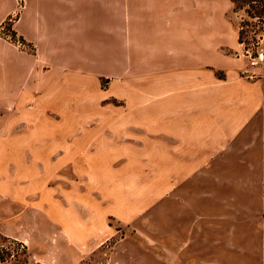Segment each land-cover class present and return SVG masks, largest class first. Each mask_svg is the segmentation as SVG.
<instances>
[{
  "label": "crops",
  "instance_id": "crops-1",
  "mask_svg": "<svg viewBox=\"0 0 264 264\" xmlns=\"http://www.w3.org/2000/svg\"><path fill=\"white\" fill-rule=\"evenodd\" d=\"M198 2L0 0V25L18 11L12 28L34 48L0 35L4 236L28 246L33 233L36 242L49 237L51 262L65 255L76 263L90 215L84 203L76 207L75 188L161 192V258L152 264H201V249L198 262L190 249L206 218L233 217L230 236L240 224L249 232L251 215L264 208V83L238 52L228 8L218 25ZM48 114L55 118H41ZM90 128L98 130L85 136ZM91 159L131 161V175L143 178L123 185L121 165L91 168ZM110 209L100 210L101 224L107 214L139 222ZM36 214V227L20 221ZM112 252L120 264H149V246L131 236Z\"/></svg>",
  "mask_w": 264,
  "mask_h": 264
},
{
  "label": "rangeland",
  "instance_id": "rangeland-1",
  "mask_svg": "<svg viewBox=\"0 0 264 264\" xmlns=\"http://www.w3.org/2000/svg\"><path fill=\"white\" fill-rule=\"evenodd\" d=\"M198 8H201L208 17H211L215 24H225L221 13L228 8V15L238 29L243 25L242 38L244 42L240 43L238 52L245 55L250 61L251 70L249 74L259 75L264 83V30L261 31L258 27L246 24V21L253 24L257 22L256 17L247 15L243 10L236 9L230 0H199ZM212 14V15H211ZM211 15V16H210ZM210 22L209 18H203V22ZM260 36H262L260 38ZM41 118H55V115H43ZM60 131L63 129H59ZM97 128H90V132L85 136L93 135ZM121 165V183L129 184L137 183V179L141 176L131 175V169L128 164L131 161H108L91 159L88 161L92 167L106 166L113 169L114 163ZM78 165L77 167H80ZM137 170V169H136ZM140 171V170H139ZM46 174V173H45ZM147 179V177H145ZM43 180V179H41ZM91 184L97 183V175L91 170L89 173ZM149 180V179H148ZM112 182V181H111ZM140 183V181H138ZM39 184V181H38ZM124 186H122L123 188ZM64 194V193H63ZM251 195H253L251 193ZM74 200L78 204V210L81 211L80 205L84 203L87 208L83 211L84 215L89 212V239L88 243L79 250L81 257L74 264H120L119 257H114L112 252L113 244L121 236L134 237L144 245L149 246V264H152L155 259L161 258V239L164 232L163 223V208L161 206V192L144 191L143 189L136 191H128L125 189L116 188L113 190H91L89 192L82 191L80 188H75L73 192ZM1 199V198H0ZM252 199V197H251ZM137 205L135 208L134 206ZM119 207L118 212L121 215H138L139 222L136 225H131L129 221H119L114 214H107V219L104 224L99 222V212L103 209L105 212L111 211L110 207ZM132 207V208H131ZM203 213L209 211L208 207H203ZM254 209L250 213H254ZM216 211H221L218 208ZM141 216V218H140ZM148 221H146V218ZM136 219V218H135ZM232 218H220L210 221L209 218L203 219L201 228V237H196L195 245L191 244L190 251H196V262L199 260L198 250L201 249V264H261L264 262V245L260 250V236L264 235V208L260 213L251 215V223L248 227L249 232L242 233L239 229H243L240 224L236 229L237 233L225 234V230L231 226ZM22 223L36 225L42 224L41 215L36 214L35 218L25 217L20 220ZM2 226V225H1ZM73 228L78 235H81V230L76 223ZM76 234V235H77ZM186 234V231H185ZM74 235V242H79L81 236ZM33 244L28 246L26 240H16L4 236L0 232V264H51L50 258V238L46 237L41 241L36 242L38 236L34 235ZM36 237V238H35ZM49 238V239H48ZM149 238V239H148ZM246 244L247 253L237 252L234 249H240L241 244ZM264 243V239L262 241ZM233 246V247H232ZM63 259L55 258L54 264H72L69 262L70 257L62 256ZM192 255H185V258H192ZM75 258V257H74ZM4 259V260H3ZM3 260V261H2ZM54 260V259H52ZM263 260V261H261ZM122 264H129L128 260Z\"/></svg>",
  "mask_w": 264,
  "mask_h": 264
},
{
  "label": "trees",
  "instance_id": "trees-1",
  "mask_svg": "<svg viewBox=\"0 0 264 264\" xmlns=\"http://www.w3.org/2000/svg\"><path fill=\"white\" fill-rule=\"evenodd\" d=\"M236 9L243 10L247 15L251 17H256L257 22L251 24L249 21H246V24L251 26L258 27L261 31L264 30V0H230ZM18 14L9 16L1 25H0V35L9 41H12L19 45L22 49H27L33 51V46L25 41L22 36L17 35L16 31L12 28V23L16 19ZM243 25L239 28L238 40L239 42H244L242 38V28ZM262 36H260L261 38ZM4 260V259H3ZM2 260V261H3Z\"/></svg>",
  "mask_w": 264,
  "mask_h": 264
},
{
  "label": "built area",
  "instance_id": "built-area-1",
  "mask_svg": "<svg viewBox=\"0 0 264 264\" xmlns=\"http://www.w3.org/2000/svg\"><path fill=\"white\" fill-rule=\"evenodd\" d=\"M21 5H22V3L19 6H21Z\"/></svg>",
  "mask_w": 264,
  "mask_h": 264
}]
</instances>
